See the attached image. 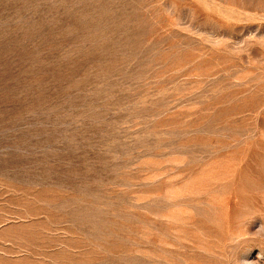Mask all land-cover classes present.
<instances>
[{
	"label": "rangeland",
	"instance_id": "obj_1",
	"mask_svg": "<svg viewBox=\"0 0 264 264\" xmlns=\"http://www.w3.org/2000/svg\"><path fill=\"white\" fill-rule=\"evenodd\" d=\"M0 264H264V0H0Z\"/></svg>",
	"mask_w": 264,
	"mask_h": 264
}]
</instances>
